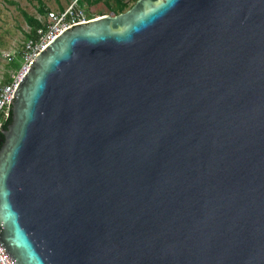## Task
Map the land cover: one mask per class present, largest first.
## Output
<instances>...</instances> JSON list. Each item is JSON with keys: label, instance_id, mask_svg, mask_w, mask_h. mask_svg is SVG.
<instances>
[{"label": "water", "instance_id": "water-1", "mask_svg": "<svg viewBox=\"0 0 264 264\" xmlns=\"http://www.w3.org/2000/svg\"><path fill=\"white\" fill-rule=\"evenodd\" d=\"M11 105L12 264H264V0H136L74 23Z\"/></svg>", "mask_w": 264, "mask_h": 264}, {"label": "built area", "instance_id": "built-area-1", "mask_svg": "<svg viewBox=\"0 0 264 264\" xmlns=\"http://www.w3.org/2000/svg\"><path fill=\"white\" fill-rule=\"evenodd\" d=\"M128 3L129 0H125ZM91 18L86 13L80 0H72L66 7L60 10H46L45 19L36 31L34 37H28L22 45L21 50L11 49L3 53L5 60L15 63L18 58V67L12 68L7 81L0 78V130L7 121L11 112V101L18 83L30 67L32 61L37 57L56 36L74 23L89 21ZM0 264H12L7 254L0 245Z\"/></svg>", "mask_w": 264, "mask_h": 264}, {"label": "rangeland", "instance_id": "rangeland-1", "mask_svg": "<svg viewBox=\"0 0 264 264\" xmlns=\"http://www.w3.org/2000/svg\"><path fill=\"white\" fill-rule=\"evenodd\" d=\"M54 1L42 0L44 4L54 3ZM109 1L111 6H115L117 3V0ZM81 2L86 4L82 6L89 16L94 12L105 9L103 4L96 5L91 0L88 3L85 0H80ZM128 3L130 7L134 4V1L129 0ZM39 4V0H0V78L3 81H7L12 68L18 67L17 60L19 58L18 56L15 61L16 64H9L5 60L3 53L11 49L21 50L22 45L27 40L31 27L25 19L24 12L36 16L41 20L45 19V13L38 11Z\"/></svg>", "mask_w": 264, "mask_h": 264}, {"label": "trees", "instance_id": "trees-1", "mask_svg": "<svg viewBox=\"0 0 264 264\" xmlns=\"http://www.w3.org/2000/svg\"><path fill=\"white\" fill-rule=\"evenodd\" d=\"M136 0H134L135 2ZM39 7H38V11L40 13H45L46 11V5L42 2V0H39ZM96 5H101L103 4L105 7L104 10H107V13L115 15L118 14L120 12L125 11L126 9L129 8V3H126L124 0H117V3L115 6H111L110 1L109 0H96L95 3ZM25 15V19L28 22V24L31 27L30 33L27 35L28 37H34L36 35V31L39 27L43 26L41 20L36 17L33 16L31 14H28L26 12H24ZM90 18H92V16H90ZM9 77H7L8 79ZM12 121V112L9 116V118L7 119V121L2 125L1 129H6L8 127V125L11 123ZM4 141V135L2 133V130H0V147L2 145Z\"/></svg>", "mask_w": 264, "mask_h": 264}, {"label": "crops", "instance_id": "crops-1", "mask_svg": "<svg viewBox=\"0 0 264 264\" xmlns=\"http://www.w3.org/2000/svg\"><path fill=\"white\" fill-rule=\"evenodd\" d=\"M72 1V0H71ZM71 1H67V0H55L54 3H48V4H45L46 5V10H60V9H63L64 7H66ZM87 1V3L90 1V0H85ZM93 3H95L96 0H91ZM104 1V0H103ZM134 1V0H133ZM84 2V1H83ZM82 3V2H81ZM83 6H85L86 4L85 3H82ZM102 14H107V10H100L98 12H94L92 13L90 16H92V18L94 17H97V16H100ZM109 14V13H108Z\"/></svg>", "mask_w": 264, "mask_h": 264}]
</instances>
